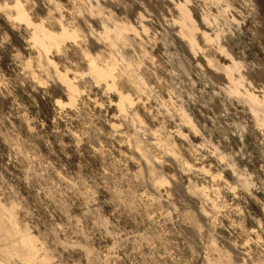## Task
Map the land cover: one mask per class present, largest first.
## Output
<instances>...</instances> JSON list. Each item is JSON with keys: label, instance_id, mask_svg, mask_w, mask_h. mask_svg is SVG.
<instances>
[{"label": "clouds", "instance_id": "obj_1", "mask_svg": "<svg viewBox=\"0 0 264 264\" xmlns=\"http://www.w3.org/2000/svg\"><path fill=\"white\" fill-rule=\"evenodd\" d=\"M0 264H264V0H0Z\"/></svg>", "mask_w": 264, "mask_h": 264}]
</instances>
